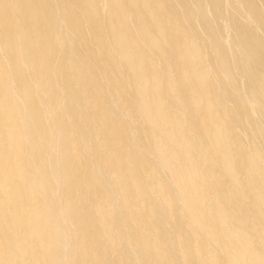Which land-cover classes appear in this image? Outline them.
Returning <instances> with one entry per match:
<instances>
[{
  "label": "bare ground",
  "instance_id": "obj_1",
  "mask_svg": "<svg viewBox=\"0 0 264 264\" xmlns=\"http://www.w3.org/2000/svg\"><path fill=\"white\" fill-rule=\"evenodd\" d=\"M0 264H264V0H0Z\"/></svg>",
  "mask_w": 264,
  "mask_h": 264
}]
</instances>
